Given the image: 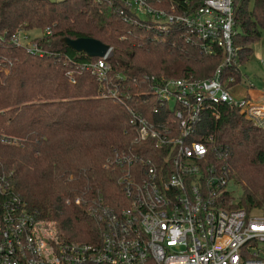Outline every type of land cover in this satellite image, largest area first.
I'll return each instance as SVG.
<instances>
[{"label":"trees","instance_id":"trees-1","mask_svg":"<svg viewBox=\"0 0 264 264\" xmlns=\"http://www.w3.org/2000/svg\"><path fill=\"white\" fill-rule=\"evenodd\" d=\"M170 1L185 6L181 0L162 3ZM249 1L232 0L235 61L223 75L235 83L241 82L240 65L252 43H264V0ZM17 30L37 31L31 39L43 54L15 43ZM65 36L110 46L104 77L92 72L95 57L67 46ZM222 57L218 48L204 53L183 28L158 30L150 20L134 17L122 0H0V174L28 210L55 221L60 238L88 239L95 224L72 198L98 189L111 202L115 184L105 157L129 141L123 131L127 108L155 126L172 118L168 107L152 110L158 105L144 76L204 78ZM216 107L217 116L208 108L201 112L194 139L211 134L225 153L221 162L241 187L232 205L264 210V129L252 126L237 108Z\"/></svg>","mask_w":264,"mask_h":264},{"label":"built area","instance_id":"built-area-1","mask_svg":"<svg viewBox=\"0 0 264 264\" xmlns=\"http://www.w3.org/2000/svg\"><path fill=\"white\" fill-rule=\"evenodd\" d=\"M154 1L122 3L158 30L192 33L200 50L210 54L218 48L222 60L204 78L144 76L158 105L152 110L168 107L172 122L155 126L127 108L123 131L129 141L105 157L115 184L111 202L98 189L90 200L72 198L85 205L95 224L88 239L60 238L55 221L28 210L0 174V264H264V210L232 205V179L221 162L225 153L211 134L194 139L201 112L208 108L217 116L218 103L237 108L252 126L264 129V99L248 92L250 82L243 88L223 75L235 61L232 0H200L194 6L181 0L183 7ZM21 44L43 54L34 42ZM107 55L90 64L98 78L105 76ZM111 96L119 98L116 86Z\"/></svg>","mask_w":264,"mask_h":264},{"label":"rangeland","instance_id":"rangeland-1","mask_svg":"<svg viewBox=\"0 0 264 264\" xmlns=\"http://www.w3.org/2000/svg\"><path fill=\"white\" fill-rule=\"evenodd\" d=\"M251 3L252 0L249 1V5H251ZM138 14L140 16H143L142 13H138ZM36 33L38 32L35 30L32 31L17 30V32L15 33L16 34L15 39L19 43H27V42L30 43L33 42L31 38ZM12 40H14L13 36H12ZM251 46H252V51L249 58L246 60L245 63L240 65V73L242 76L240 86L244 88L247 85V83L250 82L251 84L254 85L255 88L264 91V63L261 61V58L264 59V43L261 39H258L257 41L253 42ZM263 96L264 94H262V98H264ZM60 173L61 172H57V176H59ZM66 176L68 179L71 177V175H66ZM238 182L239 181H237L236 179L235 180L233 179L232 183H230V187L232 189L231 194L234 201H236L238 195H241V187L240 185H238L239 184ZM93 195H95V192L93 194H88V195L83 194V197L82 196L80 197L85 200H90L91 199L90 197H92ZM74 196H79V195H74ZM69 198L70 197H67L65 199V202H69Z\"/></svg>","mask_w":264,"mask_h":264},{"label":"water","instance_id":"water-1","mask_svg":"<svg viewBox=\"0 0 264 264\" xmlns=\"http://www.w3.org/2000/svg\"><path fill=\"white\" fill-rule=\"evenodd\" d=\"M61 40L75 51H83L91 57H102L110 52V46L92 37H62Z\"/></svg>","mask_w":264,"mask_h":264},{"label":"crops","instance_id":"crops-1","mask_svg":"<svg viewBox=\"0 0 264 264\" xmlns=\"http://www.w3.org/2000/svg\"><path fill=\"white\" fill-rule=\"evenodd\" d=\"M263 60H264V59L261 58V61L264 63ZM252 85H253V84H252ZM245 87H246V86H245ZM249 92H250L251 94H253L254 96L260 98V99H264V98H262V94H264V91H261V90L255 88L254 85H253L252 88H249ZM263 97H264V96H263Z\"/></svg>","mask_w":264,"mask_h":264}]
</instances>
